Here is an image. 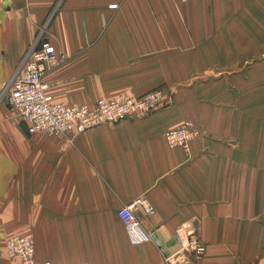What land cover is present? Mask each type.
I'll return each mask as SVG.
<instances>
[{"label": "crops", "instance_id": "0c3cea01", "mask_svg": "<svg viewBox=\"0 0 264 264\" xmlns=\"http://www.w3.org/2000/svg\"><path fill=\"white\" fill-rule=\"evenodd\" d=\"M42 27L64 57L43 77L55 103L161 87L166 105L69 137L27 133L5 92ZM187 120L198 136L169 147ZM137 201L160 248L132 244L117 216ZM188 227L199 264L264 262V0H0V264H16L14 236L32 237L39 262L162 264Z\"/></svg>", "mask_w": 264, "mask_h": 264}, {"label": "built area", "instance_id": "2783aa9c", "mask_svg": "<svg viewBox=\"0 0 264 264\" xmlns=\"http://www.w3.org/2000/svg\"><path fill=\"white\" fill-rule=\"evenodd\" d=\"M110 10L118 8L117 3L108 6ZM45 28L36 36L35 45L24 55L20 65L8 82L6 101L15 115L27 123L29 134H44L65 137L69 133L79 134L98 125L113 123L130 117L150 114L161 105L163 93L156 91L142 97L119 95L100 99L95 107L89 105L64 106L55 103L47 93L48 85L43 76L48 67L58 60L54 45L43 40ZM198 136V130L190 121H184L178 127L165 133V142L171 148H187ZM141 204L146 212L152 208L146 203L137 201L121 207L117 211L128 237L133 244L153 243L162 245L152 232L143 229L134 214L135 204ZM5 255L16 264H52L48 261H37L35 247L31 236H14L6 240ZM205 252V244L195 236L191 227L182 232L178 248L165 258L163 264H199ZM73 264H92L88 261ZM254 264H264L257 262Z\"/></svg>", "mask_w": 264, "mask_h": 264}, {"label": "rangeland", "instance_id": "374dc122", "mask_svg": "<svg viewBox=\"0 0 264 264\" xmlns=\"http://www.w3.org/2000/svg\"><path fill=\"white\" fill-rule=\"evenodd\" d=\"M110 5V4H109ZM108 5V6H109ZM109 9V8H108ZM42 28H45V27H42ZM43 37H44V35H43ZM46 38H43V40H45ZM48 40V39H47ZM35 44H33V46H34ZM32 46V47H33ZM31 47V48H32ZM30 48V49H31ZM29 49V50H30ZM28 50V51H29ZM27 51V52H28ZM26 52V53H27ZM25 53V54H26ZM24 57V56H23ZM22 57V58H23ZM64 59V57H62V56H59L58 55V60H57V62L55 63V64H53V65H51L50 66V68H52V67H54L55 65H57L58 63H60V61H62ZM20 65V64H19ZM49 68V67H48ZM48 68H47V70H48ZM46 70V71H47ZM46 71H45V73H46ZM45 73H44V75H45ZM44 77V76H43ZM44 80V79H43ZM47 84V83H46ZM48 90V89H47ZM156 91H163L162 93H163V97H162V101L161 102H163V105H159V106H157V108L156 109H158V108H160V107H163V106H165L166 105V100H167V96H168V91H166V89H163V88H161V87H158V88H155V89H152L151 91H149V92H147V93H145V94H143V95H141V96H138V97H142V96H144V95H148V94H150V93H153V92H156ZM119 95H126V94H118V95H115V96H113V97H116V96H119ZM128 96V95H127ZM131 97H134V96H131ZM109 98H112V97H109ZM100 99H108V98H100ZM100 99H98L97 101H99ZM96 101V102H97ZM95 102V103H96ZM169 103V102H168ZM167 103V104H168ZM155 111V109L152 111V112H150V114L151 113H153ZM150 114H148V115H150ZM148 115H146V116H148ZM146 116H140V117H146ZM130 118H133V117H130ZM20 119V118H19ZM21 120V119H20ZM122 120H124V119H122ZM122 120H120V121H122ZM24 123H26L24 120H22ZM119 121H117V122H113V123H111V124H114V123H118ZM105 124H110V123H105ZM101 125H103V124H101ZM99 126V125H98ZM97 127V126H96ZM95 128V127H94ZM170 130V129H169ZM26 131H27V133H29V131H28V126H27V123H26ZM87 131H89V130H87ZM85 132V131H84ZM84 132H82V133H84ZM167 132V131H166ZM165 132V133H166ZM165 133H164V137H165ZM80 134V133H79ZM41 135H44V134H41ZM70 135H76L75 133H69L68 135H66L65 137H69ZM45 136H49V135H45ZM53 137H56V136H53ZM63 138V137H62ZM165 140V139H164ZM140 222V221H139ZM141 224V223H140ZM142 226V225H141ZM144 229V228H143ZM145 230V229H144ZM148 232H150V231H148ZM153 233V232H152ZM155 234V233H154ZM195 234V233H194ZM195 236L197 237V238H199L200 239V237L199 236H197L196 234H195ZM201 240V239H200ZM202 241V240H201ZM131 242V241H130ZM203 242V241H202ZM6 243V242H5ZM204 243V242H203ZM133 244V243H132ZM205 244V243H204ZM134 245H139V244H134ZM205 250H206V245H205ZM204 254H205V252H204ZM168 255H164V257H163V263L165 262V258L167 257ZM203 257H204V255H203ZM203 257H202V259H203ZM36 258V257H35ZM202 261V260H201ZM200 261V262H201ZM199 262V263H200ZM162 263V264H163Z\"/></svg>", "mask_w": 264, "mask_h": 264}, {"label": "bare ground", "instance_id": "6f19581e", "mask_svg": "<svg viewBox=\"0 0 264 264\" xmlns=\"http://www.w3.org/2000/svg\"><path fill=\"white\" fill-rule=\"evenodd\" d=\"M8 85V84H7ZM163 92V91H162ZM129 97H131V96H129ZM161 104H162V102H161ZM61 105H63V104H61ZM64 106H67V105H64ZM75 106H77V105H75ZM67 107H70V106H67ZM89 107H91V108H93V107H95V104H93V105H89ZM12 109V108H11ZM187 121H190V120H187ZM192 124H193V126H194V128H196L195 127V125H194V123L192 122V121H190ZM178 127V126H177ZM176 128V127H175ZM93 129V128H92ZM172 129H174V128H172ZM197 129V128H196ZM91 130V129H90ZM171 130V129H170ZM198 130V129H197ZM198 134H199V131H198ZM189 145V144H188ZM174 148V147H173Z\"/></svg>", "mask_w": 264, "mask_h": 264}]
</instances>
